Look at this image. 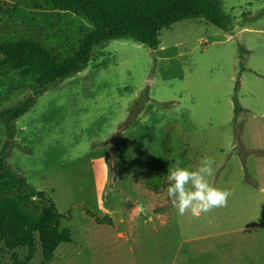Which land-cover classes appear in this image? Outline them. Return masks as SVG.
<instances>
[{
	"label": "rangeland",
	"instance_id": "rangeland-1",
	"mask_svg": "<svg viewBox=\"0 0 264 264\" xmlns=\"http://www.w3.org/2000/svg\"><path fill=\"white\" fill-rule=\"evenodd\" d=\"M209 2L225 29L184 20L160 31L154 50L133 37L95 46L83 70L17 120L8 111L33 80L0 75V151L13 130L7 164L71 231L47 264H160L167 241L186 264H264V0ZM91 29L44 0L0 1V42L36 40L58 61ZM205 156L215 160L210 183L232 193L227 207L180 215L168 171ZM13 253L21 262L26 250L0 245V264ZM27 264H44L38 243Z\"/></svg>",
	"mask_w": 264,
	"mask_h": 264
},
{
	"label": "trees",
	"instance_id": "trees-1",
	"mask_svg": "<svg viewBox=\"0 0 264 264\" xmlns=\"http://www.w3.org/2000/svg\"><path fill=\"white\" fill-rule=\"evenodd\" d=\"M3 1V0H0ZM55 10L79 12L92 29L79 42L76 51L57 60L40 42L21 38L0 42V75L18 73L32 79L34 90L17 108L8 111L13 120L24 115L40 94L52 84L61 82L83 70L93 48L102 43L133 37L138 43L154 50L163 29L184 20H203L218 29H225L220 11L209 0H44ZM234 113L241 110L236 94ZM13 130L0 151V245L7 250H26L23 261L12 254L13 264H27L38 243L42 263L53 261L61 244H71V231L62 226L64 215L43 191L35 190L7 164L14 148ZM115 136L112 141H115ZM160 178V173L156 172ZM87 214L90 212L86 211ZM98 223L112 226L109 218H95Z\"/></svg>",
	"mask_w": 264,
	"mask_h": 264
},
{
	"label": "clouds",
	"instance_id": "clouds-1",
	"mask_svg": "<svg viewBox=\"0 0 264 264\" xmlns=\"http://www.w3.org/2000/svg\"><path fill=\"white\" fill-rule=\"evenodd\" d=\"M214 163L213 158L205 156L194 170L181 167L180 160L169 169L167 194L180 215L191 212L193 216H200L214 208L227 207L231 191L214 186L209 180L214 174Z\"/></svg>",
	"mask_w": 264,
	"mask_h": 264
},
{
	"label": "crops",
	"instance_id": "crops-1",
	"mask_svg": "<svg viewBox=\"0 0 264 264\" xmlns=\"http://www.w3.org/2000/svg\"><path fill=\"white\" fill-rule=\"evenodd\" d=\"M163 246H168L170 248L167 250H162V263L159 261L160 264H186L184 251L176 250L174 246L168 244V241L165 242V245Z\"/></svg>",
	"mask_w": 264,
	"mask_h": 264
}]
</instances>
